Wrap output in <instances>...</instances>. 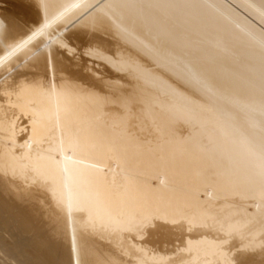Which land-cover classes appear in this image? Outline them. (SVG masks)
<instances>
[{"label": "bare ground", "instance_id": "1", "mask_svg": "<svg viewBox=\"0 0 264 264\" xmlns=\"http://www.w3.org/2000/svg\"><path fill=\"white\" fill-rule=\"evenodd\" d=\"M13 1L0 264H264V0Z\"/></svg>", "mask_w": 264, "mask_h": 264}, {"label": "rangeland", "instance_id": "2", "mask_svg": "<svg viewBox=\"0 0 264 264\" xmlns=\"http://www.w3.org/2000/svg\"><path fill=\"white\" fill-rule=\"evenodd\" d=\"M12 2H14L13 0H12ZM79 54V55H78ZM68 56L70 55V54H67ZM74 55H76L75 56V59H76V61H78V60H80L81 61V65H83L84 63H85V60L84 59H89V60H91L90 62H88V66H90V67H93V68H95L96 70H98V71H102L103 70V66L101 65V67H100V65H98V63H101L99 60H97V59H95V58H92V57H89L88 55H85V54H80V53H74V54H71L70 56H69V58H73L74 57ZM78 56V57H77ZM81 58V59H80ZM82 58H83V60H82ZM86 64V63H85ZM99 67V68H98ZM102 68V70H100Z\"/></svg>", "mask_w": 264, "mask_h": 264}]
</instances>
